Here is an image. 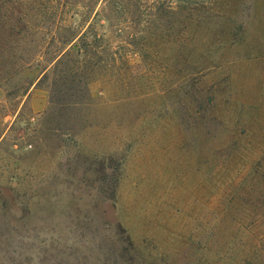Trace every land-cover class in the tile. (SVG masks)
<instances>
[{"label":"rangeland","instance_id":"1","mask_svg":"<svg viewBox=\"0 0 264 264\" xmlns=\"http://www.w3.org/2000/svg\"><path fill=\"white\" fill-rule=\"evenodd\" d=\"M124 2L0 0V264H264V0Z\"/></svg>","mask_w":264,"mask_h":264},{"label":"trees","instance_id":"2","mask_svg":"<svg viewBox=\"0 0 264 264\" xmlns=\"http://www.w3.org/2000/svg\"><path fill=\"white\" fill-rule=\"evenodd\" d=\"M91 1H93V0H91ZM106 2H107V6L109 8H112L114 12H117V14H119V12L120 11H123L124 8H125V2H124V0H106ZM92 4H93V2H92ZM75 10H77V12L78 11H82V12H79L78 14L81 15V16H83V17H84L85 14H87L88 11H90L85 6H82V10H79V8H76ZM71 28H72V26H71ZM86 36H88V34L83 35V38H85ZM73 50H76V49L73 48ZM87 52H88V50L86 48H81V49H78L77 50V54L79 56L85 55V54H87Z\"/></svg>","mask_w":264,"mask_h":264}]
</instances>
